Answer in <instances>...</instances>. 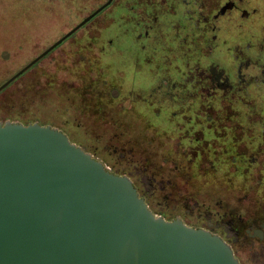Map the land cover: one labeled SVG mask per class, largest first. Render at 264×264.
I'll return each instance as SVG.
<instances>
[{"label": "rangeland", "instance_id": "rangeland-1", "mask_svg": "<svg viewBox=\"0 0 264 264\" xmlns=\"http://www.w3.org/2000/svg\"><path fill=\"white\" fill-rule=\"evenodd\" d=\"M98 2L0 0V84L82 21ZM125 27L129 24L121 28L127 32ZM113 34L104 17L80 27L0 92V120L58 127L112 171L119 169L139 182L155 212L176 214L191 225L234 238L244 264H264V245L247 241L238 224L252 207L253 194L241 191V179L215 176L218 163H192L188 138H180L172 124L160 127V104L148 105L138 95L143 91V99L160 101V93L151 88L157 89L160 62L158 69L146 61L133 62V36L125 34L115 47L103 49ZM144 45L142 51H150V58L160 57L152 54L149 41ZM112 81L122 88L117 97ZM79 85L87 94L83 99L72 96ZM131 88L136 89L133 94Z\"/></svg>", "mask_w": 264, "mask_h": 264}, {"label": "water", "instance_id": "water-1", "mask_svg": "<svg viewBox=\"0 0 264 264\" xmlns=\"http://www.w3.org/2000/svg\"><path fill=\"white\" fill-rule=\"evenodd\" d=\"M0 264L242 263L220 234L154 212L129 175L112 171L58 127L0 120Z\"/></svg>", "mask_w": 264, "mask_h": 264}, {"label": "flooded vegetation", "instance_id": "flooded-vegetation-1", "mask_svg": "<svg viewBox=\"0 0 264 264\" xmlns=\"http://www.w3.org/2000/svg\"><path fill=\"white\" fill-rule=\"evenodd\" d=\"M96 16L114 30L103 49L125 34L133 36V62L156 69L160 62L157 89L151 86L160 103L143 99V91L140 100L160 104V127L172 124L188 138L192 163H218L215 176L241 179V191L253 200L238 224L247 241L264 245V0H112ZM144 40L159 58L142 51Z\"/></svg>", "mask_w": 264, "mask_h": 264}, {"label": "trees", "instance_id": "trees-1", "mask_svg": "<svg viewBox=\"0 0 264 264\" xmlns=\"http://www.w3.org/2000/svg\"><path fill=\"white\" fill-rule=\"evenodd\" d=\"M58 47V46H57ZM56 47V48H57ZM55 48V49H56ZM55 49H53L52 51H54ZM51 51V52H52ZM50 52V53H51ZM39 63V62H38ZM38 63H36L35 65H33L30 69H32L33 67H35ZM29 69V70H30ZM102 70V69H101ZM24 75V74H23ZM50 77H49V80H48V82H49V84L50 85H53V82H52V75H49ZM21 77V76H20ZM19 78V77H18ZM17 80V79H16ZM15 81V80H14ZM13 81V82H14ZM12 82V83H13ZM113 82V81H112ZM11 83V84H12ZM117 84H118V82H116ZM10 84V85H11ZM113 88L112 89H114L115 91L117 90V92L115 93V92H113L114 93V97H117V94H120L121 93V91H122V88H121V86H116V84L113 82ZM121 84V83H120ZM88 85H89V83H88ZM91 85H93V83L91 82ZM84 85H82L81 87H80V85L77 87V88H75L74 89V92L72 93V96H73V98H77V99H83L87 94H86V92H85V88L83 87ZM89 87V86H88ZM124 87V86H123ZM2 92V91H1ZM113 97V98H114ZM77 101V100H76ZM73 140V139H72ZM74 141V140H73ZM119 171H121V170H117V171H115V172H117V173H119V174H126L125 172H119ZM134 181V183H135V185L137 186V188H138V190H139V192H140V194L142 195V196H144L145 198H146V200H147V202H148V204L150 205V207L152 208V210L155 212V210H158L157 208L155 209V206L153 205V202H152V199H151V197L149 196H147V194L145 193V191H144V189H143V187H142V185L139 183V182H137V181H135V180H133ZM156 212H160V214L161 215H163L164 217H166V218H168V219H172V218H175L177 215L176 214H169V213H167V212H165V211H162V210H160V211H156ZM198 227V226H197ZM215 232V231H214ZM222 232V231H221ZM222 233H225L224 231L222 232ZM222 236L224 237V239H226L231 245H232V247H233V249H234V251H235V254H236V256H238V258L240 259V260H242L241 259V256H240V254H239V244H238V242H235L234 240H232L233 238H231V237H227L225 234H222ZM243 264V263H242Z\"/></svg>", "mask_w": 264, "mask_h": 264}]
</instances>
